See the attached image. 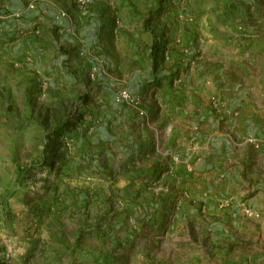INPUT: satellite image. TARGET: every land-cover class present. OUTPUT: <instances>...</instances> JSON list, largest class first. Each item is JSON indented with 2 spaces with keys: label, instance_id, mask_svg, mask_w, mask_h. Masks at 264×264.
Here are the masks:
<instances>
[{
  "label": "rangeland",
  "instance_id": "rangeland-1",
  "mask_svg": "<svg viewBox=\"0 0 264 264\" xmlns=\"http://www.w3.org/2000/svg\"><path fill=\"white\" fill-rule=\"evenodd\" d=\"M220 1L169 0L166 5L172 6L174 18L184 30L191 27L206 32L208 25L202 24V14L208 11L201 9L208 8L209 2L215 5ZM39 2L30 0L29 5L35 8ZM74 2L80 13H86L95 0ZM258 2L263 4L264 0ZM136 6L140 7L139 2ZM161 8L163 17L161 12L169 11ZM60 12L61 16H69L64 9ZM127 12L133 16L131 9ZM146 14L153 20V11ZM134 17V27L128 23L118 29L119 40L120 34L130 38L136 34L141 44L151 38L155 44L158 37L162 40L170 36L168 26L163 25L142 35L137 16ZM74 26L71 31L73 41L76 40L74 47L69 44L66 48L57 47L58 39L51 45L66 52L80 51L77 42L85 39L76 23ZM30 33L37 38L43 36L41 41L50 38L39 24ZM117 46L124 49L125 41H118ZM169 47L160 42L157 52L164 54ZM109 50L117 49L93 43L83 55L72 53L65 62L69 65L61 67L72 76L71 80L68 76V81L62 76L58 80L49 78L44 74L45 68L34 66L33 55L27 52L24 62L30 64V70L26 65L22 68L25 72L34 71L37 77L44 74L51 85L38 81L31 90L19 91L16 100L2 97L0 264H264V209L259 211L262 213L259 221L244 219L240 230L227 223L226 233L213 230L204 217L208 215L202 200H207L211 189H219L224 181L215 186L214 180L225 173L205 171L201 162L207 158L210 161L211 157L202 159L201 155L186 151L184 137L188 136L190 126L183 114H173L177 109L183 112L187 108L182 104L173 107L168 91L174 87L183 89L185 71L177 67L176 60L169 65L166 57L160 58L151 75L145 78L149 87L140 94L134 93L128 87L131 64L122 60V67H111L105 57ZM123 90L132 95L131 102L117 100ZM220 101L211 103L209 110L214 115L230 110L225 100ZM200 110L194 107L196 113ZM133 119L139 120L138 126L148 123L152 133L157 130L160 162L149 164L155 147H140V155L124 161L128 130L133 129L139 135L132 126L135 122L130 123ZM223 122L219 121L217 130L229 133ZM169 126L177 131L178 138L176 148L171 145L167 150ZM204 129L206 135L213 132L210 124H205ZM143 153L146 156L141 157ZM222 161L226 167L234 164ZM243 181L247 183L248 179L243 177ZM220 189L216 200L229 193ZM249 211L254 215L247 218H258L257 212ZM186 226L190 229L187 237ZM175 235L180 239L173 252L170 240ZM154 249L162 258L168 257L162 262L160 257L151 256Z\"/></svg>",
  "mask_w": 264,
  "mask_h": 264
},
{
  "label": "crops",
  "instance_id": "crops-1",
  "mask_svg": "<svg viewBox=\"0 0 264 264\" xmlns=\"http://www.w3.org/2000/svg\"><path fill=\"white\" fill-rule=\"evenodd\" d=\"M29 2L30 0H0V66L8 68L1 70L4 67H0V101L2 97L9 101L18 99L19 91L31 90L30 87L38 81H48L51 85L45 75L56 80L62 76L65 81H68L69 76L71 80L72 76L66 74L67 70L64 71L62 65H69V62H65L72 53L83 55L93 43H101L102 46L105 44L106 48L115 46V52L109 50L105 55L111 67H122L123 61L131 64L132 78L128 87L134 93L140 94L149 87L145 78L151 75L158 59L166 57L169 65L176 60L177 67L185 71V82L183 89L174 87L168 91L171 92L173 107L182 104L187 108L183 112L177 109L173 114H183L190 126L188 136L184 137L188 145L185 146L188 148L186 151L189 154L197 153L202 159L211 157L212 161H207V158L205 162H201L204 170L211 173L213 170L222 172L227 177L223 179L225 176L221 174L220 179L214 180L215 186L219 181L224 182L219 185V189L208 192L206 201L202 200L206 205L203 209H206L208 217H204L210 222L209 227L216 232L226 233L227 223H231L235 230H240L245 223L244 219L254 223L259 221L262 217L259 211L264 209V2L221 0L215 5L209 2L208 8L201 9L202 12L208 11L202 14V24L208 25L206 32L194 31L191 27L184 30L174 18L172 6L166 5L169 0H151V4L147 3L148 0H95L86 13L79 12L74 0H41L36 9L30 11ZM137 2L140 7L136 6ZM161 7L169 11L167 14L161 12L163 17H160ZM63 9L68 11L69 16L60 15ZM127 9H131L133 16H128ZM150 10L154 12L153 20L147 18L146 12ZM21 11L22 15L19 17ZM137 11L143 14H138ZM135 15L143 31L142 35L148 34L150 28H161L163 25L168 26L170 36L163 37L162 40L158 37V43L155 44L152 38L141 44L136 34L134 38L120 34L119 40L118 29L128 23L134 27ZM74 23L85 39L77 42L76 47L80 51L60 50L57 48L59 45L64 48L66 44L75 46L76 40L73 41L71 34L75 28ZM38 24L43 32L47 31L50 37L47 38L48 41H41L44 40L41 38L43 36L37 38L30 33L33 26ZM55 39L59 40L57 47L51 45L55 43ZM122 39L125 47L118 49L117 43ZM175 40L178 44H175ZM160 42L171 45L168 52H156ZM27 52L33 55L34 66L45 68V75L37 77L34 71L25 72L23 65L30 70V64L24 62ZM87 55H84L85 58ZM105 75L109 76L107 73ZM155 89H158L157 86ZM106 91L112 93L109 88ZM106 95L109 96L107 92ZM220 98L227 102L230 110L223 115H214L209 108L214 101L220 103ZM194 107L201 108L200 112L196 113ZM126 114L132 119L131 114ZM222 120L227 124L229 133L217 130L219 121ZM133 122L135 126H132L136 127L139 135L133 129L128 130L127 148L122 155L124 161H129L132 155H140V147H155L156 155L155 151L151 153L149 164L160 162L158 157L162 153L158 148L160 142L157 140V130L152 133V126L148 123L146 126L142 123L138 126L139 120L130 121ZM205 124L212 125V133L206 135ZM172 128L168 127L167 150L173 145L174 148L177 146L178 134ZM143 156H146L145 153L141 155ZM223 159L234 164L226 167L222 163ZM175 169L176 166L173 167ZM243 177L248 179L247 183L243 181ZM220 187L229 193L216 200L221 194ZM246 209L257 212L258 218H247ZM215 217L219 219L215 221ZM240 217L243 219L240 220ZM189 230L186 226L185 237L189 235ZM179 239L175 235L170 240L173 252ZM153 254L156 258L160 257L162 262L168 257L162 258L156 253V249L150 252L151 256ZM169 260H173L171 252Z\"/></svg>",
  "mask_w": 264,
  "mask_h": 264
},
{
  "label": "built area",
  "instance_id": "built-area-1",
  "mask_svg": "<svg viewBox=\"0 0 264 264\" xmlns=\"http://www.w3.org/2000/svg\"><path fill=\"white\" fill-rule=\"evenodd\" d=\"M33 7H34V5L31 4V5L28 6V9H33ZM120 99H121L122 101L131 102V101L133 100V97H132V95L130 94L129 91H127V90H123V91L119 94V96L117 97V100H120ZM245 213H246V215H247L248 217L254 215V213H253V212H250L249 210H246Z\"/></svg>",
  "mask_w": 264,
  "mask_h": 264
},
{
  "label": "trees",
  "instance_id": "trees-1",
  "mask_svg": "<svg viewBox=\"0 0 264 264\" xmlns=\"http://www.w3.org/2000/svg\"><path fill=\"white\" fill-rule=\"evenodd\" d=\"M158 51V49H156V52Z\"/></svg>",
  "mask_w": 264,
  "mask_h": 264
}]
</instances>
